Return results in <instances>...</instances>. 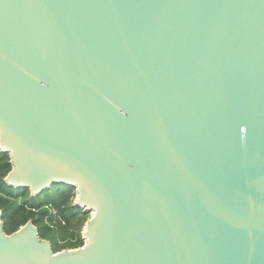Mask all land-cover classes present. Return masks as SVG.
<instances>
[{
	"label": "water",
	"instance_id": "95a60500",
	"mask_svg": "<svg viewBox=\"0 0 264 264\" xmlns=\"http://www.w3.org/2000/svg\"><path fill=\"white\" fill-rule=\"evenodd\" d=\"M0 153L90 215L0 264H264V0H0Z\"/></svg>",
	"mask_w": 264,
	"mask_h": 264
},
{
	"label": "trees",
	"instance_id": "16d2710c",
	"mask_svg": "<svg viewBox=\"0 0 264 264\" xmlns=\"http://www.w3.org/2000/svg\"><path fill=\"white\" fill-rule=\"evenodd\" d=\"M11 168L9 155L0 153V210L6 234L16 232L32 220L40 237L51 242L55 253L82 247V232L90 215L75 208V190L56 185L34 197L29 190L14 189L6 184Z\"/></svg>",
	"mask_w": 264,
	"mask_h": 264
},
{
	"label": "rangeland",
	"instance_id": "374dc122",
	"mask_svg": "<svg viewBox=\"0 0 264 264\" xmlns=\"http://www.w3.org/2000/svg\"><path fill=\"white\" fill-rule=\"evenodd\" d=\"M75 199H76V197H75Z\"/></svg>",
	"mask_w": 264,
	"mask_h": 264
}]
</instances>
